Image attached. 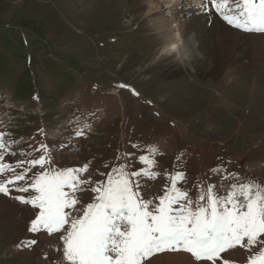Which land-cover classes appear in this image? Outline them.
Masks as SVG:
<instances>
[{
    "label": "rangeland",
    "instance_id": "rangeland-1",
    "mask_svg": "<svg viewBox=\"0 0 264 264\" xmlns=\"http://www.w3.org/2000/svg\"><path fill=\"white\" fill-rule=\"evenodd\" d=\"M194 2L199 6L175 18L185 31L188 19L197 22L202 60L192 74L175 75L160 54L164 38L154 30L166 16L172 19L165 5L163 14L153 13L156 0H0L3 162L27 167L46 145L51 163L45 168L88 164L82 179L96 182L119 165L147 168L139 161L146 156L160 175L137 178L145 199L164 194L171 183L166 173L183 172L177 186L193 199L199 185L225 194L237 179L264 184V34L237 29L234 39V27L211 7L202 11L204 0ZM226 69L233 83L221 82ZM43 170L36 166L28 175ZM9 187L8 195L0 193V264H66L61 233L29 232L38 210L15 199L27 193ZM81 187L82 209L95 194ZM33 239L36 244L24 246ZM221 255L245 264L250 253L238 246ZM145 264L211 262L177 251Z\"/></svg>",
    "mask_w": 264,
    "mask_h": 264
},
{
    "label": "snow or ice",
    "instance_id": "snow-or-ice-1",
    "mask_svg": "<svg viewBox=\"0 0 264 264\" xmlns=\"http://www.w3.org/2000/svg\"><path fill=\"white\" fill-rule=\"evenodd\" d=\"M200 7L202 11L211 7L241 31L264 34V0H204ZM7 148L0 136V193L8 195L11 186L28 194L15 197L38 210L28 231L61 233L66 264H145L158 253L177 251L190 253L196 262L237 264L221 254L238 246L250 253L245 264H264V184L237 179L225 194L218 193L215 185H199L193 199L187 189L177 186L186 179L183 172L166 173L171 183L165 185L164 194L145 199L142 180L137 178L160 175L153 170L157 162L146 156L139 161L147 168L129 171L119 165L104 181L93 182L90 177L82 179L88 164L45 168L51 163L46 145L36 149L41 154L27 161V167L25 161L4 163ZM36 166L44 170L29 176ZM5 172L15 174L5 178ZM82 185L91 186L95 195L81 209L77 205ZM36 243L33 239L24 246Z\"/></svg>",
    "mask_w": 264,
    "mask_h": 264
},
{
    "label": "bare ground",
    "instance_id": "bare-ground-1",
    "mask_svg": "<svg viewBox=\"0 0 264 264\" xmlns=\"http://www.w3.org/2000/svg\"><path fill=\"white\" fill-rule=\"evenodd\" d=\"M190 1L193 3L186 1L184 4V3H181L182 0H156V3L154 5L155 6V11L153 12L154 14H156L158 16L163 14L165 10L163 9L164 10L163 11L162 7L165 5V9L168 10V12H166L167 14H164V15H168L169 18L172 19L170 21L169 19H167L168 17L166 16L165 19L160 20L159 23H157L156 26H154L155 27L154 30L156 32V35L164 38L163 46L160 50L161 51L160 54L165 56L166 58H169V61L167 60L166 63L168 66H170V68L171 67L173 68L172 73L175 75L181 74V73H185V74H189V75L192 74L195 70L194 67L195 66L198 67L199 66L198 64H200L201 60H202V58L200 57V52H199L200 42H199V37L197 36L198 29H196L197 30L196 31L192 26V24H193L195 27L197 22L195 21L196 23H193L192 22L193 19L192 20L188 19V23H191V24H188V27L186 28V31H185V28L182 25V23L184 21H180V20H177V18H175V17H177L178 14H180L181 11H183V12L190 11L191 8L199 6L198 4L196 5L194 0H190ZM180 5L186 6V7H188V9L180 10V7H181ZM215 19H216V17H215ZM235 29H236L237 33L232 32L234 39L237 38V35L239 34V31H237V28H235ZM219 39H220V37H219ZM210 40L211 39L205 40V43L208 44L207 46H209ZM261 45H263V54H264V42H262ZM210 47H211V45H210ZM213 52H214V50H213ZM228 69L224 70V75H222V77H220L221 82L226 80L228 82L233 83L234 77L232 75V72L228 71Z\"/></svg>",
    "mask_w": 264,
    "mask_h": 264
}]
</instances>
